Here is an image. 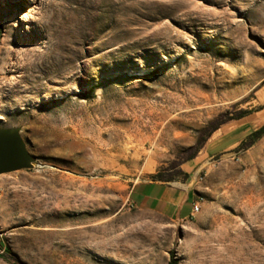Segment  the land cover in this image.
Here are the masks:
<instances>
[{"label": "rangeland", "instance_id": "374dc122", "mask_svg": "<svg viewBox=\"0 0 264 264\" xmlns=\"http://www.w3.org/2000/svg\"><path fill=\"white\" fill-rule=\"evenodd\" d=\"M0 24V128L37 159L0 175V264H264V0H0ZM155 181L201 211L139 209Z\"/></svg>", "mask_w": 264, "mask_h": 264}, {"label": "crops", "instance_id": "0c3cea01", "mask_svg": "<svg viewBox=\"0 0 264 264\" xmlns=\"http://www.w3.org/2000/svg\"><path fill=\"white\" fill-rule=\"evenodd\" d=\"M241 140L242 138L239 136L230 137L220 142L219 146L212 145V140L207 145V155L226 152ZM198 193V184H195L194 181L185 185L155 181L136 184L132 190V199L139 209H150L172 219L186 221L193 217V207L198 201Z\"/></svg>", "mask_w": 264, "mask_h": 264}, {"label": "water", "instance_id": "95a60500", "mask_svg": "<svg viewBox=\"0 0 264 264\" xmlns=\"http://www.w3.org/2000/svg\"><path fill=\"white\" fill-rule=\"evenodd\" d=\"M36 163L20 128H0V175L32 170Z\"/></svg>", "mask_w": 264, "mask_h": 264}, {"label": "trees", "instance_id": "16d2710c", "mask_svg": "<svg viewBox=\"0 0 264 264\" xmlns=\"http://www.w3.org/2000/svg\"><path fill=\"white\" fill-rule=\"evenodd\" d=\"M0 30H1V24H0ZM263 135H264V126L261 127L259 130H257L256 132H254V134H252V137H254L255 140H258ZM170 264H178V260L175 257H173V259L170 262Z\"/></svg>", "mask_w": 264, "mask_h": 264}, {"label": "built area", "instance_id": "2783aa9c", "mask_svg": "<svg viewBox=\"0 0 264 264\" xmlns=\"http://www.w3.org/2000/svg\"><path fill=\"white\" fill-rule=\"evenodd\" d=\"M200 211H201L200 202H197L194 204V207H193V216L199 213Z\"/></svg>", "mask_w": 264, "mask_h": 264}, {"label": "bare ground", "instance_id": "6f19581e", "mask_svg": "<svg viewBox=\"0 0 264 264\" xmlns=\"http://www.w3.org/2000/svg\"><path fill=\"white\" fill-rule=\"evenodd\" d=\"M25 15V14H24Z\"/></svg>", "mask_w": 264, "mask_h": 264}]
</instances>
